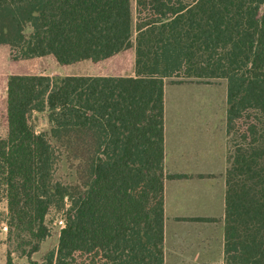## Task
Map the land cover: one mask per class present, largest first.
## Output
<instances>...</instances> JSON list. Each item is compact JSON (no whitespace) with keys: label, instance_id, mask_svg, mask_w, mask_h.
Returning a JSON list of instances; mask_svg holds the SVG:
<instances>
[{"label":"trees","instance_id":"trees-1","mask_svg":"<svg viewBox=\"0 0 264 264\" xmlns=\"http://www.w3.org/2000/svg\"><path fill=\"white\" fill-rule=\"evenodd\" d=\"M0 44L61 65L134 58L129 74L7 76L0 199L23 254L60 209L39 264H165V79L226 78L224 264H264V0H0Z\"/></svg>","mask_w":264,"mask_h":264},{"label":"crops","instance_id":"crops-1","mask_svg":"<svg viewBox=\"0 0 264 264\" xmlns=\"http://www.w3.org/2000/svg\"><path fill=\"white\" fill-rule=\"evenodd\" d=\"M175 80L164 89L165 264H224L227 96L206 102L212 82Z\"/></svg>","mask_w":264,"mask_h":264},{"label":"rangeland","instance_id":"rangeland-1","mask_svg":"<svg viewBox=\"0 0 264 264\" xmlns=\"http://www.w3.org/2000/svg\"><path fill=\"white\" fill-rule=\"evenodd\" d=\"M133 2L135 0H132ZM27 33L31 31L27 27ZM12 48L5 44H0V137H5L8 131V122L4 107L6 96V78L10 74H44L55 77H63L65 75H101L108 73L129 74L134 70L133 51L127 50L119 55L100 63H94L91 60H84L73 63L71 65H61L52 56H45L34 59H15ZM208 82H212V86H201L199 91H205L208 100L214 95L215 102L219 104V100L226 98L228 84L226 78H212ZM205 100V99H203ZM31 122L38 131H44L52 144L56 145V139L51 135V124L48 121V113L46 111H35L31 114ZM227 147L229 148V136L227 133ZM68 173V163L63 158L60 162L57 177L65 180ZM64 211L54 209L47 217V224L50 227V235L41 243L38 252L32 254L31 258L23 254L17 243L12 242L8 238L7 223V204L4 199H0V264H9V256L13 264H39L51 252L56 250L59 235L64 226ZM5 227H7L5 229Z\"/></svg>","mask_w":264,"mask_h":264},{"label":"built area","instance_id":"built-area-1","mask_svg":"<svg viewBox=\"0 0 264 264\" xmlns=\"http://www.w3.org/2000/svg\"><path fill=\"white\" fill-rule=\"evenodd\" d=\"M7 227H5V229H6Z\"/></svg>","mask_w":264,"mask_h":264}]
</instances>
